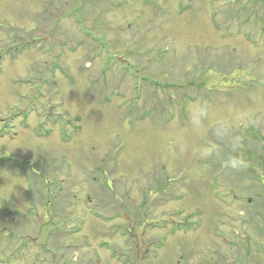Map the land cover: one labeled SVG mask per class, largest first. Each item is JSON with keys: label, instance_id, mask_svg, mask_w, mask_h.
<instances>
[{"label": "rangeland", "instance_id": "rangeland-1", "mask_svg": "<svg viewBox=\"0 0 264 264\" xmlns=\"http://www.w3.org/2000/svg\"><path fill=\"white\" fill-rule=\"evenodd\" d=\"M0 264H264V0H0Z\"/></svg>", "mask_w": 264, "mask_h": 264}, {"label": "trees", "instance_id": "trees-1", "mask_svg": "<svg viewBox=\"0 0 264 264\" xmlns=\"http://www.w3.org/2000/svg\"><path fill=\"white\" fill-rule=\"evenodd\" d=\"M100 45H103V44H101V42H100Z\"/></svg>", "mask_w": 264, "mask_h": 264}]
</instances>
